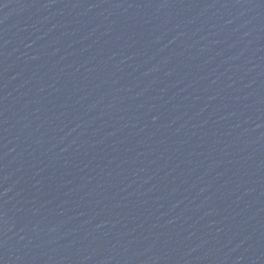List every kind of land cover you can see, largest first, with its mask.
<instances>
[{
    "label": "water",
    "instance_id": "95a60500",
    "mask_svg": "<svg viewBox=\"0 0 264 264\" xmlns=\"http://www.w3.org/2000/svg\"><path fill=\"white\" fill-rule=\"evenodd\" d=\"M0 264H264V0H0Z\"/></svg>",
    "mask_w": 264,
    "mask_h": 264
}]
</instances>
